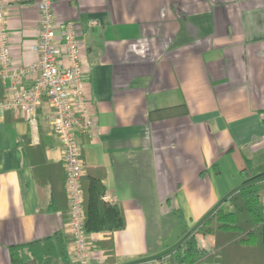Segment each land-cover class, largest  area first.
<instances>
[{
	"label": "crops",
	"instance_id": "obj_1",
	"mask_svg": "<svg viewBox=\"0 0 264 264\" xmlns=\"http://www.w3.org/2000/svg\"><path fill=\"white\" fill-rule=\"evenodd\" d=\"M4 1L12 61H33L38 0ZM54 11L59 33L76 25L97 113L93 133L79 136L84 162L106 168L104 200L127 222L89 233L93 264H179L178 247L264 173V0H54ZM49 110L45 100L37 131L0 113V264H12L10 246L46 237L62 235L69 249ZM199 243L205 252L213 239Z\"/></svg>",
	"mask_w": 264,
	"mask_h": 264
},
{
	"label": "built area",
	"instance_id": "obj_2",
	"mask_svg": "<svg viewBox=\"0 0 264 264\" xmlns=\"http://www.w3.org/2000/svg\"><path fill=\"white\" fill-rule=\"evenodd\" d=\"M41 18L32 50L33 61L16 64L11 58L7 4L0 0V77L6 89L0 98V113H20L34 130L39 127V110L45 100L53 134L63 150L67 174L69 252L76 264H93V243L85 230L82 178L86 164L80 135H91L96 127V110L85 89L86 72L81 61L80 40L73 21L59 33L54 0H38ZM97 24L96 20L91 25ZM32 80L26 84V80ZM104 198H107L104 196Z\"/></svg>",
	"mask_w": 264,
	"mask_h": 264
},
{
	"label": "trees",
	"instance_id": "obj_3",
	"mask_svg": "<svg viewBox=\"0 0 264 264\" xmlns=\"http://www.w3.org/2000/svg\"><path fill=\"white\" fill-rule=\"evenodd\" d=\"M107 170L86 166L82 178L85 230L113 232L126 227L120 203L104 200ZM264 173L245 180L244 185L213 211L175 251L179 264H264ZM67 180V174H66ZM66 189V182H65ZM211 236L212 247L203 252L199 237ZM110 249V241L104 243ZM98 247L94 243L93 248ZM12 264H70L67 241L60 235L9 247Z\"/></svg>",
	"mask_w": 264,
	"mask_h": 264
}]
</instances>
